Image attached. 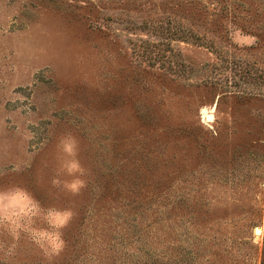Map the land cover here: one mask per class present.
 Wrapping results in <instances>:
<instances>
[{"label": "rangeland", "instance_id": "obj_1", "mask_svg": "<svg viewBox=\"0 0 264 264\" xmlns=\"http://www.w3.org/2000/svg\"><path fill=\"white\" fill-rule=\"evenodd\" d=\"M0 264H264V0H0Z\"/></svg>", "mask_w": 264, "mask_h": 264}, {"label": "bare ground", "instance_id": "obj_2", "mask_svg": "<svg viewBox=\"0 0 264 264\" xmlns=\"http://www.w3.org/2000/svg\"><path fill=\"white\" fill-rule=\"evenodd\" d=\"M213 118H214V116H208L209 120H212ZM258 233H261V229H260V232H258Z\"/></svg>", "mask_w": 264, "mask_h": 264}, {"label": "water", "instance_id": "obj_3", "mask_svg": "<svg viewBox=\"0 0 264 264\" xmlns=\"http://www.w3.org/2000/svg\"><path fill=\"white\" fill-rule=\"evenodd\" d=\"M209 116H211V115H209ZM256 232H257V233L260 232V228H257V229H256Z\"/></svg>", "mask_w": 264, "mask_h": 264}]
</instances>
